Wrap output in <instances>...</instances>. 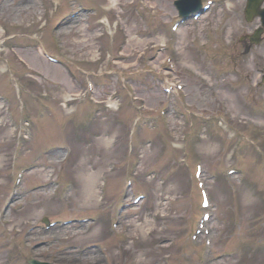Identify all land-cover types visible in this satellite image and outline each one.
<instances>
[{
	"label": "rangeland",
	"instance_id": "374dc122",
	"mask_svg": "<svg viewBox=\"0 0 264 264\" xmlns=\"http://www.w3.org/2000/svg\"><path fill=\"white\" fill-rule=\"evenodd\" d=\"M174 2H5L0 264H28L32 255L57 264H264V32L246 55L241 36L251 30L243 26L260 23L236 14L246 0L209 12L201 25L182 23L175 73L184 80H171L163 68L171 46L158 56L152 49L171 45ZM75 9L79 16L59 30L56 45V25ZM210 28L214 41L206 45ZM39 38L70 62L74 81L44 58ZM119 54L121 61L108 60ZM164 77L187 83L188 103L166 90ZM216 91L228 100L226 124L216 120L223 114ZM97 106L101 113L87 125ZM181 109L214 120L185 121L175 115ZM201 181L212 212L205 235L197 233ZM135 195L144 198L135 203ZM81 218L94 220L60 224ZM46 221L57 224L46 229Z\"/></svg>",
	"mask_w": 264,
	"mask_h": 264
},
{
	"label": "bare ground",
	"instance_id": "6f19581e",
	"mask_svg": "<svg viewBox=\"0 0 264 264\" xmlns=\"http://www.w3.org/2000/svg\"><path fill=\"white\" fill-rule=\"evenodd\" d=\"M7 0H3L2 2H1V6H0V12H2L3 11V8L5 7V2H6ZM233 1V0H232ZM232 1L231 2H229L227 5H231L232 4ZM110 4H111V6H113V5H117V0H110ZM111 6H109V7H111ZM22 11H23V8L21 9ZM135 11H136V8H135ZM83 13V12H82ZM76 18H77V16H76ZM68 27V25L67 26H65V27H63V28H61L62 30L63 29H66ZM58 31V30H57ZM244 37H245V39L246 40H249V36L248 35H244ZM241 40L243 41V37L241 36ZM162 41H164V39L162 40ZM243 44V43H242ZM43 46H44V48L46 47L44 44H43ZM47 50V49H46ZM169 53H172L171 51L169 52ZM165 64H166V60H165ZM261 84H264V77H262L261 78ZM31 172V171H30ZM28 173V172H27ZM92 179V178H91ZM210 243H211V247L213 246V241H210Z\"/></svg>",
	"mask_w": 264,
	"mask_h": 264
}]
</instances>
